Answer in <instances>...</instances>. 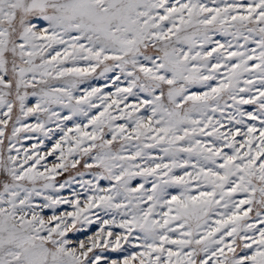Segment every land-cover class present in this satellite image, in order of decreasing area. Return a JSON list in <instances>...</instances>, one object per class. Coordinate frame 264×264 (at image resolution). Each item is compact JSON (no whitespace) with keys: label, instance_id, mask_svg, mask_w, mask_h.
Masks as SVG:
<instances>
[{"label":"snow or ice","instance_id":"obj_1","mask_svg":"<svg viewBox=\"0 0 264 264\" xmlns=\"http://www.w3.org/2000/svg\"><path fill=\"white\" fill-rule=\"evenodd\" d=\"M0 264H264V0H0Z\"/></svg>","mask_w":264,"mask_h":264}]
</instances>
